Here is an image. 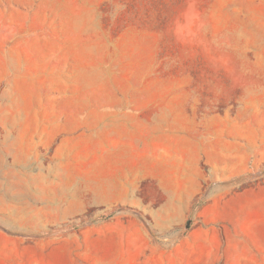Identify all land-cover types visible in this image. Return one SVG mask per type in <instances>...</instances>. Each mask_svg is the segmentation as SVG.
Returning <instances> with one entry per match:
<instances>
[{
	"label": "rangeland",
	"instance_id": "1",
	"mask_svg": "<svg viewBox=\"0 0 264 264\" xmlns=\"http://www.w3.org/2000/svg\"><path fill=\"white\" fill-rule=\"evenodd\" d=\"M263 183L264 0H0V264H264Z\"/></svg>",
	"mask_w": 264,
	"mask_h": 264
},
{
	"label": "crops",
	"instance_id": "2",
	"mask_svg": "<svg viewBox=\"0 0 264 264\" xmlns=\"http://www.w3.org/2000/svg\"><path fill=\"white\" fill-rule=\"evenodd\" d=\"M154 165L156 166V162L154 163ZM183 174H176L177 178H180L179 181L181 184V187H197L196 186V182H198V179H196L193 176H190L189 173H185L184 179H182ZM236 175V171L234 169H231L228 167V170L223 171L222 175H220L222 181H230L232 179V177H234ZM204 179H205V174L200 172V187L203 186L204 183ZM182 181V182H181ZM191 183V184H190ZM173 187V186H172ZM177 187V186H174ZM219 187H230V184L228 183H222L221 185H219ZM260 187H262V190L264 189V183L260 185ZM236 199L233 195H229L225 198H223L222 200H220L218 202V208H219V216L224 218L226 216V211H229V213L234 212V203H235ZM262 208H261V213H264V196H262ZM249 208H251L252 205V200L250 198V200L248 201ZM233 214V213H232Z\"/></svg>",
	"mask_w": 264,
	"mask_h": 264
},
{
	"label": "water",
	"instance_id": "3",
	"mask_svg": "<svg viewBox=\"0 0 264 264\" xmlns=\"http://www.w3.org/2000/svg\"><path fill=\"white\" fill-rule=\"evenodd\" d=\"M191 225V220H188L186 225L184 226V229L187 230Z\"/></svg>",
	"mask_w": 264,
	"mask_h": 264
}]
</instances>
